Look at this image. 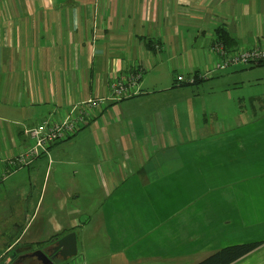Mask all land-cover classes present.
Masks as SVG:
<instances>
[{
  "label": "crops",
  "instance_id": "0c3cea01",
  "mask_svg": "<svg viewBox=\"0 0 264 264\" xmlns=\"http://www.w3.org/2000/svg\"><path fill=\"white\" fill-rule=\"evenodd\" d=\"M220 30L229 48L264 47V0H0V173L25 128L144 68L138 94L0 183L25 186L0 260L74 231L77 256L59 264H196L250 242L229 264H264V90L236 80L255 68L175 82L213 66Z\"/></svg>",
  "mask_w": 264,
  "mask_h": 264
},
{
  "label": "built area",
  "instance_id": "2783aa9c",
  "mask_svg": "<svg viewBox=\"0 0 264 264\" xmlns=\"http://www.w3.org/2000/svg\"><path fill=\"white\" fill-rule=\"evenodd\" d=\"M210 50L217 57L213 66L199 72L179 74L176 77V83H195L197 78L211 76L214 70L239 63L258 64L264 62V47L261 46L229 49L221 41L216 40L211 45ZM143 73L144 68L141 66L127 70L113 79L110 96L88 97L76 104L59 120L47 119L37 125L25 128L24 133L30 140L29 144L22 151L6 158L7 165L0 173V183L19 168L32 163L40 155L50 154V148L54 142L74 135L81 126L89 124L110 100H121L138 94L141 90L140 83ZM76 262L85 264L81 258H78Z\"/></svg>",
  "mask_w": 264,
  "mask_h": 264
},
{
  "label": "rangeland",
  "instance_id": "374dc122",
  "mask_svg": "<svg viewBox=\"0 0 264 264\" xmlns=\"http://www.w3.org/2000/svg\"><path fill=\"white\" fill-rule=\"evenodd\" d=\"M243 65H246V64H240L237 67H242ZM248 65H252V64H248ZM253 66L255 68V71L250 72V73H244V74L236 77L237 81H243L242 82V85L244 87L243 91H242L243 94L244 93L251 94V91H253V90H257L258 93H261L264 90V66H261V67L256 66V65H253ZM26 169H25V172H26ZM21 187L24 188L25 186L24 185L21 186L19 184V185L15 186L11 189L4 190V191L0 192V251L2 250V248H3L2 245L4 244V242H3L4 236H2L1 232L4 229V223L7 222V220H8L7 217L9 215V213H7L6 209H8V208L11 209V207L16 206V203L12 202L13 199L15 201L18 200L20 202L24 201L21 199L22 194H24V191H21ZM26 189L27 188H25V190ZM16 198H17V200H16ZM33 260L34 261L33 262L31 261L29 264H40L39 263L40 261L38 262V259L36 257ZM2 261H4V260H2ZM56 263L59 264L58 261Z\"/></svg>",
  "mask_w": 264,
  "mask_h": 264
},
{
  "label": "water",
  "instance_id": "95a60500",
  "mask_svg": "<svg viewBox=\"0 0 264 264\" xmlns=\"http://www.w3.org/2000/svg\"><path fill=\"white\" fill-rule=\"evenodd\" d=\"M21 249L22 248H18L15 251H13L10 254V256L1 264H7L10 261V259L14 258L18 254V252L21 251ZM51 251L54 254H51ZM77 253H78L77 234H76V232L72 231V232H69L66 235L58 238L54 245L51 244V245H48L44 248L41 247V248L35 249V250H33L27 254H23V255L19 256L18 258H16L14 261H12V263H10V264H16L22 258H25L27 256H32L34 258L36 257L38 259V261L41 262V264H57L56 258H58L59 260L64 262V261L68 260L69 258L76 256Z\"/></svg>",
  "mask_w": 264,
  "mask_h": 264
},
{
  "label": "trees",
  "instance_id": "16d2710c",
  "mask_svg": "<svg viewBox=\"0 0 264 264\" xmlns=\"http://www.w3.org/2000/svg\"><path fill=\"white\" fill-rule=\"evenodd\" d=\"M228 38L229 37L226 35V32L220 30V32H219V39L218 40L221 41L227 48H229L228 47V44H229L228 43ZM229 49H232V48H229ZM261 64H264V62H260L258 64H252V65H261ZM204 79H206V78H197L196 81H195V83L201 82ZM39 157H37V158H39ZM32 163H30L28 165H25V166H29ZM25 166H23V167H25ZM21 168H19V169H21ZM18 170H16L15 172H17ZM15 172H13L12 174H14ZM52 243H53L52 240L46 241V242H44V244L42 245V247L44 248V247H46L48 245H51ZM259 244H260V242H250V243L229 245V246H226V247H223V248L219 249L218 251H216L215 253H213L212 255H210L208 258H206V259H204V260H202V261H200L199 263H196V264H229V263L235 261L236 259L240 258L241 256L245 255L246 253L252 251ZM7 256H9V254L6 255L5 257H3L0 260V262H2V260H5Z\"/></svg>",
  "mask_w": 264,
  "mask_h": 264
},
{
  "label": "flooded vegetation",
  "instance_id": "af4514ba",
  "mask_svg": "<svg viewBox=\"0 0 264 264\" xmlns=\"http://www.w3.org/2000/svg\"><path fill=\"white\" fill-rule=\"evenodd\" d=\"M35 250V249H34ZM50 252V251H49ZM51 254H54L52 251H51ZM23 255V254H21ZM20 254H17L14 258L10 259V261L7 263V264H10L12 263V261H14L16 258H18L19 256H21ZM7 259V258H6ZM21 259V258H20ZM5 261V260H4ZM4 261H2L1 263H3ZM21 261V262H20ZM19 262H17L16 264H27L28 263V256L25 257V258H22ZM0 263V264H1Z\"/></svg>",
  "mask_w": 264,
  "mask_h": 264
}]
</instances>
